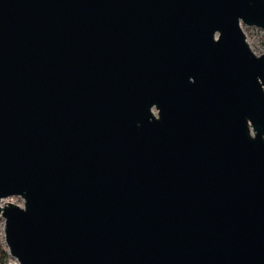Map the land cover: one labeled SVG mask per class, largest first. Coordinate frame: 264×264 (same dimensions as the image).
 <instances>
[{
	"label": "water",
	"instance_id": "95a60500",
	"mask_svg": "<svg viewBox=\"0 0 264 264\" xmlns=\"http://www.w3.org/2000/svg\"><path fill=\"white\" fill-rule=\"evenodd\" d=\"M264 0H0V206L17 264H264Z\"/></svg>",
	"mask_w": 264,
	"mask_h": 264
},
{
	"label": "rangeland",
	"instance_id": "374dc122",
	"mask_svg": "<svg viewBox=\"0 0 264 264\" xmlns=\"http://www.w3.org/2000/svg\"><path fill=\"white\" fill-rule=\"evenodd\" d=\"M243 32L247 37V42L251 47L253 53L257 56L264 54V32L257 28H248L243 26ZM9 204L24 207V200L22 198H9L0 203L1 207H5ZM8 253V247L5 242V220L0 219V253ZM9 255V253H8ZM7 264H17V261L9 255Z\"/></svg>",
	"mask_w": 264,
	"mask_h": 264
},
{
	"label": "trees",
	"instance_id": "16d2710c",
	"mask_svg": "<svg viewBox=\"0 0 264 264\" xmlns=\"http://www.w3.org/2000/svg\"><path fill=\"white\" fill-rule=\"evenodd\" d=\"M9 260V255L8 253H5V252H1L0 253V264H7Z\"/></svg>",
	"mask_w": 264,
	"mask_h": 264
}]
</instances>
